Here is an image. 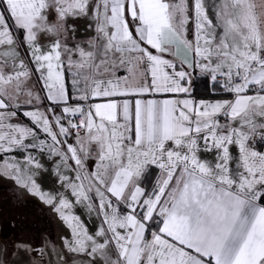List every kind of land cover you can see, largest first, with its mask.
<instances>
[{"label":"snow or ice","instance_id":"6c2138e0","mask_svg":"<svg viewBox=\"0 0 264 264\" xmlns=\"http://www.w3.org/2000/svg\"><path fill=\"white\" fill-rule=\"evenodd\" d=\"M0 9V154L27 153L24 165L0 156V175L52 206L72 231L63 242L69 250L99 253L107 264H264V147L251 144L257 135L264 141V0H223L220 25L194 0V39L187 0H0ZM90 13L91 50L62 45L68 19ZM40 33L57 37L50 49L37 42ZM20 34L27 63L17 54ZM196 69L231 98H137L188 93ZM34 72L53 107L20 113L41 100L28 90ZM200 142L217 152L216 162L199 157ZM231 145L239 148L234 163ZM29 149L60 156L66 166L74 161L79 173L63 179L79 199L99 197L98 232L88 234L67 198L41 191L34 176L43 165ZM152 167L158 173L146 190L141 182Z\"/></svg>","mask_w":264,"mask_h":264},{"label":"rangeland","instance_id":"374dc122","mask_svg":"<svg viewBox=\"0 0 264 264\" xmlns=\"http://www.w3.org/2000/svg\"><path fill=\"white\" fill-rule=\"evenodd\" d=\"M202 2L209 18L215 25H220L219 9L223 0ZM187 5L190 17L187 31H190L191 27H195L194 0H187ZM217 30L219 31V28ZM21 117L23 124L33 126L27 117ZM39 135L41 139H48L42 132ZM67 142L74 144L75 140L71 137L67 138ZM29 152L43 165L41 169L36 170L34 176L41 191L57 199L67 198L72 204L71 214L79 218L88 234L94 235L98 232L103 220L97 211L98 202L94 191L89 193L93 196L91 202L81 200L72 195L68 181L63 179L64 176L73 178L79 173L80 170L76 168L74 161L67 162L69 167L62 162L60 156L50 155L47 151L29 149ZM9 154L15 155L24 165V155L27 153ZM3 164L4 160L0 159V168ZM84 183L87 185L88 181ZM72 238L71 229L51 205L31 190L17 184L9 175H0V264H104V256L99 253L90 256L87 252L69 250L63 242Z\"/></svg>","mask_w":264,"mask_h":264},{"label":"crops","instance_id":"0c3cea01","mask_svg":"<svg viewBox=\"0 0 264 264\" xmlns=\"http://www.w3.org/2000/svg\"><path fill=\"white\" fill-rule=\"evenodd\" d=\"M93 2H96V0H93ZM0 10H2V9H0ZM130 26H131V24H130ZM191 28L192 29L190 31L188 30V38L194 39L195 27L193 26ZM56 38L57 37H54L51 34L40 33L37 36V42L40 44L42 49H50L53 40ZM58 38L60 39L61 44L66 45L69 49L74 50L75 46L79 45L80 47L85 48V50H91L89 48V42L93 41L94 39L97 38L96 20L93 18V15L91 13L89 15L80 16V17H76V18L70 17L68 19V21L65 23V29L61 32V34ZM16 47L18 49V53H17L18 57L24 59L25 62L27 63L29 60V54L27 52V45L25 43H23L22 34H20V36L17 39ZM2 50L3 49L0 48V51H2ZM76 58H77L76 56H73V59H76ZM189 59L191 60L190 55H189ZM178 70H179V68H178ZM197 73H198V75H202V74H200L198 69L191 71L190 83H187L185 85L186 87L189 88L188 93H179V94H176V93H153V94H148L144 97H137V98L155 99L158 101H163L166 99H169V100L170 99H177V100L191 99V100L196 101V102H199L202 100L214 102V101H218V100H222V99H230L231 98V97L196 98L193 95V87H194L195 76ZM37 76H38V73L34 72L31 80L28 81V90H32L33 92L38 93L41 97V100L39 102L34 101L33 104H31V105L24 104L20 110V113H22L24 110L25 111L26 110L31 111V110H34L36 108H39L41 111L47 112L49 108L53 107L47 100L44 99V93L41 91V83L42 82L38 81ZM65 80H66V84H67L69 93L73 97L78 95L79 93L77 92V89L72 87V84H71L72 74L67 68L65 69ZM126 98L127 97H116L115 99L119 100L120 102H123V100ZM106 99L107 98L92 99V100L82 102V103H84L85 107H87V105L90 103H103V102H105ZM73 102H75V101H73ZM55 111H56L57 115L60 114L58 108H56ZM21 116H23V115L18 113L17 119L19 120L20 123L23 124V118ZM51 116L52 115L49 114L50 120L52 119ZM220 123L221 124L226 123V121L224 120L223 117L220 118ZM73 139L75 140V136H73ZM256 140H257L256 146H253V147L256 150H262V147H264V141L260 140L259 135H257ZM73 143H75V142H73ZM229 153L232 157V162L234 163L235 160L237 159V157L239 156L238 145L229 146ZM8 154L4 155V157L6 159L11 157V154H9V155ZM198 155L202 160L208 161L209 163H214L219 158L216 151L204 150L203 142H200V151L198 152ZM95 156H96V154L93 152L87 160L86 168H87L88 173L95 171ZM157 173H158V169H157ZM155 178H156V175H155ZM151 181H153V179L147 181V184H145V182H143V180H142L141 186L145 187L146 190H150L151 188H149V187L152 186V184L155 182V179H154L152 184H151ZM96 198H97V202H98L99 197L96 196ZM101 226H103V223L101 224ZM101 226H99V228ZM109 255H111V253H109ZM94 256H96V254ZM113 259H114V257H113ZM104 264H107V258L105 256H104Z\"/></svg>","mask_w":264,"mask_h":264},{"label":"trees","instance_id":"16d2710c","mask_svg":"<svg viewBox=\"0 0 264 264\" xmlns=\"http://www.w3.org/2000/svg\"><path fill=\"white\" fill-rule=\"evenodd\" d=\"M193 95L196 98H224L230 97L228 94L223 93L219 90L218 86L213 85L206 76L198 75L195 76L194 87H193ZM2 156V155H1ZM151 175H146L143 179V182L147 184V181H154L155 175L157 173V169L152 167L150 170ZM151 181V184L153 183ZM149 187V186H148ZM151 188V187H149Z\"/></svg>","mask_w":264,"mask_h":264},{"label":"built area","instance_id":"2783aa9c","mask_svg":"<svg viewBox=\"0 0 264 264\" xmlns=\"http://www.w3.org/2000/svg\"><path fill=\"white\" fill-rule=\"evenodd\" d=\"M224 120H225V118H224ZM225 121H226V120H225ZM71 137H73V136H70V137H68V138H71ZM256 143H257V140H256V139L253 140V141H251L252 146H256Z\"/></svg>","mask_w":264,"mask_h":264}]
</instances>
